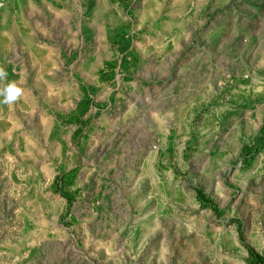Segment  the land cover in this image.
Segmentation results:
<instances>
[{"label": "rangeland", "instance_id": "374dc122", "mask_svg": "<svg viewBox=\"0 0 264 264\" xmlns=\"http://www.w3.org/2000/svg\"><path fill=\"white\" fill-rule=\"evenodd\" d=\"M0 67V264H264V0H0Z\"/></svg>", "mask_w": 264, "mask_h": 264}, {"label": "clouds", "instance_id": "9594fccd", "mask_svg": "<svg viewBox=\"0 0 264 264\" xmlns=\"http://www.w3.org/2000/svg\"><path fill=\"white\" fill-rule=\"evenodd\" d=\"M7 76V72L3 67H0V80ZM24 95V89L17 85L16 82H9L3 88H0V96L3 100L0 103L12 105L16 103Z\"/></svg>", "mask_w": 264, "mask_h": 264}, {"label": "trees", "instance_id": "16d2710c", "mask_svg": "<svg viewBox=\"0 0 264 264\" xmlns=\"http://www.w3.org/2000/svg\"><path fill=\"white\" fill-rule=\"evenodd\" d=\"M199 196H200V199L202 201H204L206 204H208V206L215 207L214 203L210 199H208L204 193L199 192ZM253 256L256 257V258H259L257 256V254H254Z\"/></svg>", "mask_w": 264, "mask_h": 264}]
</instances>
